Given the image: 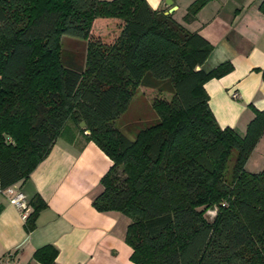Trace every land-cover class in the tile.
<instances>
[{
	"label": "trees",
	"instance_id": "1",
	"mask_svg": "<svg viewBox=\"0 0 264 264\" xmlns=\"http://www.w3.org/2000/svg\"><path fill=\"white\" fill-rule=\"evenodd\" d=\"M208 1H193L182 20ZM165 11L146 0H0V189L26 180L73 127L112 162L91 204L128 219L131 264H264V169H244L264 109L243 136L221 128L203 84L232 65L201 69L212 45ZM96 18L122 21L112 42L90 39ZM62 36L86 41L82 66L63 63ZM138 87L159 94L158 119L129 140L112 121ZM28 203L29 232L46 203ZM57 253L46 244L33 258L53 264Z\"/></svg>",
	"mask_w": 264,
	"mask_h": 264
},
{
	"label": "crops",
	"instance_id": "2",
	"mask_svg": "<svg viewBox=\"0 0 264 264\" xmlns=\"http://www.w3.org/2000/svg\"><path fill=\"white\" fill-rule=\"evenodd\" d=\"M193 1L146 0L152 9L174 7V18L212 45L201 69L231 63L228 73L207 80L203 88L217 124L243 136L253 109H264L259 71L264 68V0H209L193 20L184 22L182 16ZM111 163L77 129L58 136L29 177L16 183L28 202L39 195L46 203L32 231L25 230L19 210L0 193V257L11 254L10 264H41L33 258L34 251L52 244L58 250L53 264H131L132 248L124 239L128 219L117 211H97L91 204ZM244 169H264V132ZM31 210L29 205L28 213Z\"/></svg>",
	"mask_w": 264,
	"mask_h": 264
},
{
	"label": "rangeland",
	"instance_id": "3",
	"mask_svg": "<svg viewBox=\"0 0 264 264\" xmlns=\"http://www.w3.org/2000/svg\"><path fill=\"white\" fill-rule=\"evenodd\" d=\"M121 25L122 21L118 19L96 18L93 21L89 37L93 40L98 39L110 43L117 36ZM85 48V40L71 36H62L60 39V54L63 63L82 66L85 60ZM147 89L138 87L125 111L112 121L114 127L129 140L133 139L134 134L139 128L153 123L158 119L156 112L151 106V95L153 93L154 96H159V94H157L156 90L152 89L151 91V89ZM234 155L235 153L231 155L228 162V169H231ZM212 212H215L214 208L205 214L211 218L213 215Z\"/></svg>",
	"mask_w": 264,
	"mask_h": 264
},
{
	"label": "built area",
	"instance_id": "4",
	"mask_svg": "<svg viewBox=\"0 0 264 264\" xmlns=\"http://www.w3.org/2000/svg\"><path fill=\"white\" fill-rule=\"evenodd\" d=\"M235 97L236 94H233ZM0 193L8 196L9 202L13 204L20 212L22 219H26L29 210V203L26 199V196L21 192L18 186L12 184L4 189H0ZM11 254L0 257V264H10Z\"/></svg>",
	"mask_w": 264,
	"mask_h": 264
},
{
	"label": "water",
	"instance_id": "5",
	"mask_svg": "<svg viewBox=\"0 0 264 264\" xmlns=\"http://www.w3.org/2000/svg\"><path fill=\"white\" fill-rule=\"evenodd\" d=\"M170 1V0H169ZM173 10H174V7H171V8H169L168 10H166L164 13L165 14H169V13H171V12H173ZM79 127L80 128H84L85 127V123H84V121H81L80 123H79ZM88 132V131H87Z\"/></svg>",
	"mask_w": 264,
	"mask_h": 264
}]
</instances>
